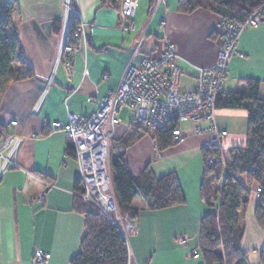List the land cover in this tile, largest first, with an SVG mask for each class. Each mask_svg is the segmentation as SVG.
I'll use <instances>...</instances> for the list:
<instances>
[{
  "label": "crops",
  "instance_id": "1",
  "mask_svg": "<svg viewBox=\"0 0 264 264\" xmlns=\"http://www.w3.org/2000/svg\"><path fill=\"white\" fill-rule=\"evenodd\" d=\"M64 1L17 0L16 4L15 33L35 77L12 83L0 101V146L7 135L20 140L15 165L0 179V264H35V251L50 254L49 264H70L79 252L85 231L83 216L73 210L79 167L67 154L71 142L61 132H48L46 125L66 123L69 114L92 115L97 103L118 88L128 65L139 66L144 57L157 56L166 42L175 46L178 55L179 90L192 92L198 69L217 63L223 42L221 16L209 9L213 0H197L200 6L189 14L178 11L179 0H157L152 8L150 0H138L132 31H120L119 10L103 6L100 0H71L82 22L95 27L89 30L81 54L66 61L60 58ZM238 48L240 56L232 59L222 90L245 93L244 81L253 79L260 83L264 100V17L258 26L241 33ZM130 116L127 111L128 124L121 118L115 141L133 130ZM11 122L15 125L9 126ZM216 125L227 132L224 147L247 144L246 111L217 110ZM200 126L209 127L205 122ZM192 127L181 125L185 139L162 152L148 134L139 136L126 152L132 174L150 169L161 178L173 173L185 197V204L159 211H150L140 198L133 201L136 217L128 220L137 225V233L126 236L128 264H203L191 251L198 247L201 220L209 212L200 189L203 149L213 133L194 134ZM115 156L110 153L111 160ZM251 191L243 220L255 238L264 233L254 217L257 186L252 185ZM246 226L241 249L248 259L264 244L258 246L262 244L249 234L246 238Z\"/></svg>",
  "mask_w": 264,
  "mask_h": 264
},
{
  "label": "trees",
  "instance_id": "2",
  "mask_svg": "<svg viewBox=\"0 0 264 264\" xmlns=\"http://www.w3.org/2000/svg\"><path fill=\"white\" fill-rule=\"evenodd\" d=\"M120 10L121 0H100ZM157 0H150L151 8ZM17 0H0V101L14 82L35 77L25 61L14 28ZM264 0H213L210 11L221 18L245 22ZM200 6L197 0H179L178 11L192 13ZM72 34V31L70 32ZM246 92H224L216 98L217 110H242L248 113V141L244 147H223L214 151L216 162L208 161L211 148L203 149V182L201 198L209 212L200 224L198 247L203 264H248L241 249L244 216L251 200V186L261 192L257 198L254 217L264 230V100L259 95L260 83L244 81ZM173 123L167 128L148 132L144 125L134 124L125 138L111 142L110 161L113 187L119 213L124 218H135L133 201L140 198L150 211H159L185 204V197L173 173L155 177L150 169L135 176L128 168L126 152L142 134L150 135L156 148L162 152L175 144ZM3 131L0 129V140ZM67 154L73 156L70 148ZM80 180L75 182L76 197L73 210L84 218L85 231L79 252L70 264H128L129 250L126 237L113 220L94 205L84 202L80 194ZM264 264V248L259 251Z\"/></svg>",
  "mask_w": 264,
  "mask_h": 264
},
{
  "label": "built area",
  "instance_id": "3",
  "mask_svg": "<svg viewBox=\"0 0 264 264\" xmlns=\"http://www.w3.org/2000/svg\"><path fill=\"white\" fill-rule=\"evenodd\" d=\"M137 4L138 0H121L120 31L134 30L132 20ZM63 7L65 17L60 58L72 61L88 45L89 30L95 25L82 22L79 8L71 0H65ZM263 17L264 4L243 23L221 18L223 42L217 63L210 68L198 69L196 88L192 92L179 90L181 70L177 65L178 55L175 46L166 42L157 56L144 57L139 66L128 65L118 88L97 103L92 115L69 114L66 123L52 122L46 125L48 132H61L71 142L70 149L80 171V198L107 214L125 237L137 233V225L119 213L110 166L111 142L117 126L122 123L121 113L127 110L131 115L130 121L143 124L148 132L176 123V128L172 130L176 143L183 141L187 135L181 129L185 122L192 124L190 132L194 134L212 132L213 138L208 144L212 151L208 161L216 162L214 151L224 147L223 139L227 136V132L216 125V98L229 74L232 59L240 56L238 47L241 33L258 26ZM140 45L141 41L137 48ZM203 122L208 123L209 127L203 129L200 126ZM14 125V122L9 124ZM4 137L0 146V179L9 167L15 165L13 156L20 144V140L14 136ZM260 192L258 189L257 198ZM191 256L199 259V250L193 249ZM50 258V254L35 251L33 261L35 264H49Z\"/></svg>",
  "mask_w": 264,
  "mask_h": 264
},
{
  "label": "rangeland",
  "instance_id": "4",
  "mask_svg": "<svg viewBox=\"0 0 264 264\" xmlns=\"http://www.w3.org/2000/svg\"><path fill=\"white\" fill-rule=\"evenodd\" d=\"M184 79L183 78H181V88H183V83H184ZM126 112H127V110H124L123 112H122V114H121V118H122V120H123V123L124 124H128V120H127V118H126ZM192 126V124L191 123H187V122H185V123H183L182 124V127L183 128H188V127H191ZM115 134L116 133H114V136H115ZM110 161H111V159H110ZM252 198H253V196H252ZM243 218H244V216L243 215H241V225H242V227H243V230H244V226H246L247 225V223H245V221L243 220ZM246 228H247V231H246V238L248 237V234L250 235V237L254 240V239H257V242L256 243H259V244H262V245H258V246H263V244H264V235L263 234H261V233H258V234H256V237L254 238V236L255 235H251L250 233H249V227L248 226H246ZM244 232H245V230H244ZM263 233H264V230H263ZM257 246V247H258ZM256 247V248H257ZM263 248V247H262ZM260 249L261 248H259V250L258 251H251V253L252 254H249V256H248V259L247 260H249L248 261V264H260V262H259V251H260Z\"/></svg>",
  "mask_w": 264,
  "mask_h": 264
}]
</instances>
